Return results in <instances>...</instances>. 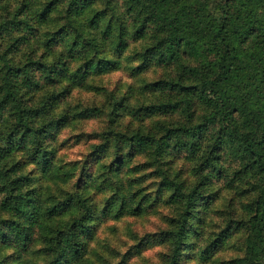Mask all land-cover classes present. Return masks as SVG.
Instances as JSON below:
<instances>
[{
	"label": "trees",
	"instance_id": "16d2710c",
	"mask_svg": "<svg viewBox=\"0 0 264 264\" xmlns=\"http://www.w3.org/2000/svg\"><path fill=\"white\" fill-rule=\"evenodd\" d=\"M161 206V264H264V0H0V264H111L97 223Z\"/></svg>",
	"mask_w": 264,
	"mask_h": 264
},
{
	"label": "rangeland",
	"instance_id": "374dc122",
	"mask_svg": "<svg viewBox=\"0 0 264 264\" xmlns=\"http://www.w3.org/2000/svg\"><path fill=\"white\" fill-rule=\"evenodd\" d=\"M156 74V73H155ZM154 75L150 72L149 76ZM129 82V77L119 71L110 73L98 81L100 85L105 87H113L119 83ZM88 93L75 92L73 100L81 102L87 101ZM105 124L102 121H93L89 123L78 124L77 126L68 127L60 132V139H66L80 132H100L104 129ZM89 151V145L64 146L59 151V160L61 162H70L83 159L84 155ZM149 180L146 182V189H152ZM108 194L105 195L107 197ZM104 194L95 197L99 203L103 200ZM229 196L224 192L220 200L214 201L213 209H225V202ZM218 214L210 213L207 220L209 221L206 232L219 231L222 227V218ZM171 216V210L161 206L157 212L146 213L141 216H124L118 220L103 219L97 223L95 227V235L90 243V248L96 256L106 259L111 264H161L163 255L167 254V249L164 246H159L155 243H150L153 235L167 229L168 217ZM220 216V217H219ZM235 246L239 245L235 242V238L231 239ZM230 246L225 247L215 255L213 261L201 263L196 255H184L181 264H220V261H227L235 257L241 256L242 252L238 248ZM197 250V249H196Z\"/></svg>",
	"mask_w": 264,
	"mask_h": 264
}]
</instances>
